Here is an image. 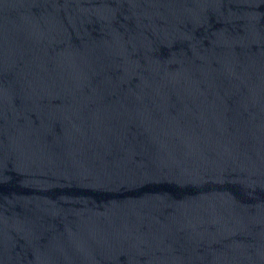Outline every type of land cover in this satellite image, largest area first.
<instances>
[{
  "label": "water",
  "instance_id": "95a60500",
  "mask_svg": "<svg viewBox=\"0 0 264 264\" xmlns=\"http://www.w3.org/2000/svg\"><path fill=\"white\" fill-rule=\"evenodd\" d=\"M0 264H264V0H0Z\"/></svg>",
  "mask_w": 264,
  "mask_h": 264
}]
</instances>
